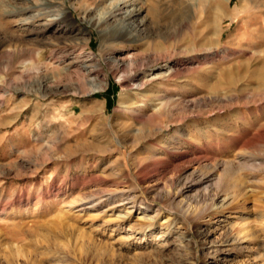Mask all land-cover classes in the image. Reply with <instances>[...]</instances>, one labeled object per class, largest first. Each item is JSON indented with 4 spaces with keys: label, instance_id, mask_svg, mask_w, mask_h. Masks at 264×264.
Returning a JSON list of instances; mask_svg holds the SVG:
<instances>
[{
    "label": "rangeland",
    "instance_id": "obj_1",
    "mask_svg": "<svg viewBox=\"0 0 264 264\" xmlns=\"http://www.w3.org/2000/svg\"><path fill=\"white\" fill-rule=\"evenodd\" d=\"M120 1L0 0V264H264V0Z\"/></svg>",
    "mask_w": 264,
    "mask_h": 264
},
{
    "label": "bare ground",
    "instance_id": "obj_2",
    "mask_svg": "<svg viewBox=\"0 0 264 264\" xmlns=\"http://www.w3.org/2000/svg\"><path fill=\"white\" fill-rule=\"evenodd\" d=\"M226 1V0H225ZM229 1V0H228ZM227 2V1H226ZM131 5V3H129L128 0H122L118 3H116L114 9L112 12H110V14L108 15V17L110 18H114L117 15H121V19L117 21L116 25L111 26V28H108V31L106 30V33L108 32H115V33H119L123 36V38L126 39H131L135 40V30L132 29L131 24L133 21V18L138 14L139 9L134 8V6L131 9H127V7ZM161 5V0H153L150 8H149V13L152 16H156L159 12V7ZM51 3L48 1L47 3H45V5L43 6L46 9H49L51 7ZM137 6V5H136ZM54 11V10H53ZM56 11V10H55ZM141 11V10H140ZM218 11V10H217ZM44 12V11H42ZM51 12V11H49ZM56 14V13H55ZM68 14H69V10H63L60 14V16H56L58 18L56 19H64V18H68ZM222 14V12H221ZM220 14V17H222ZM44 15V14H43ZM49 15V14H48ZM33 16V15H32ZM39 17V16H38ZM107 17V18H108ZM225 17V16H224ZM55 18V17H54ZM53 18V19H54ZM106 18V19H107ZM105 20V19H104ZM65 21V20H64ZM102 21V20H101ZM62 22V21H61ZM98 22V21H97ZM122 38V37H121ZM134 38V39H133ZM99 89V88H97ZM77 201V200H76ZM76 204V203H75ZM73 206V205H72Z\"/></svg>",
    "mask_w": 264,
    "mask_h": 264
},
{
    "label": "trees",
    "instance_id": "obj_3",
    "mask_svg": "<svg viewBox=\"0 0 264 264\" xmlns=\"http://www.w3.org/2000/svg\"><path fill=\"white\" fill-rule=\"evenodd\" d=\"M108 94V93H107ZM107 96V95H106Z\"/></svg>",
    "mask_w": 264,
    "mask_h": 264
}]
</instances>
